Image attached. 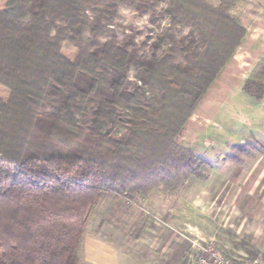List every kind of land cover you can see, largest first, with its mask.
<instances>
[{
	"label": "trees",
	"instance_id": "16d2710c",
	"mask_svg": "<svg viewBox=\"0 0 264 264\" xmlns=\"http://www.w3.org/2000/svg\"><path fill=\"white\" fill-rule=\"evenodd\" d=\"M96 1L0 0V264H81L86 222L102 193L132 199L205 178L207 163L177 138L246 39L231 14L235 0H166L161 12L169 27L157 40L168 47L157 60L110 44L100 55L84 52L74 38L87 23L82 5ZM129 64L148 101L139 103L124 87ZM81 73L92 79L87 96L75 86ZM51 86L68 94L59 108L80 112L81 96L84 105L93 102V117L85 131L54 125L58 142L39 146L53 137L41 139L36 130ZM241 91L255 103L264 99V58ZM120 125L125 132L114 135Z\"/></svg>",
	"mask_w": 264,
	"mask_h": 264
},
{
	"label": "rangeland",
	"instance_id": "374dc122",
	"mask_svg": "<svg viewBox=\"0 0 264 264\" xmlns=\"http://www.w3.org/2000/svg\"><path fill=\"white\" fill-rule=\"evenodd\" d=\"M220 1L206 0L212 6ZM165 2L86 3L81 10L87 23L75 43L87 53L100 55L110 44L135 57L157 60L168 47V42L158 44L157 40L169 27L170 17L161 12ZM36 9L33 5L23 21L28 22ZM231 14L245 27L246 39L177 138L178 145L207 163L205 178H189L173 193L155 189L132 199L102 193L88 216L83 238L95 234L114 241L121 255L129 257L125 261L132 257L142 264H193L202 249L217 248L240 264L264 263V99L255 103L241 91L257 61L264 58V0H235ZM179 31L187 34L186 27ZM50 34L54 36V29ZM125 76L128 93L139 103L148 101L151 94L135 78L133 65H128ZM75 86L87 96L92 79L78 74ZM97 89L100 96L110 99L104 86ZM49 90L52 98L43 103L36 118L38 137L53 135L52 127L64 123L73 130L76 126L87 130L93 102L84 105L77 96L80 112H68L59 108L68 99L66 90L56 86ZM112 132L119 135L125 128L120 125ZM51 142H58L55 134L45 144H37ZM242 145H248L249 151L241 153L237 147Z\"/></svg>",
	"mask_w": 264,
	"mask_h": 264
},
{
	"label": "crops",
	"instance_id": "0c3cea01",
	"mask_svg": "<svg viewBox=\"0 0 264 264\" xmlns=\"http://www.w3.org/2000/svg\"><path fill=\"white\" fill-rule=\"evenodd\" d=\"M262 202L264 204V196L262 197ZM121 254L122 252L114 241L99 238L95 234L91 237L83 238L79 249L81 264H142L139 260H135L132 257H130V262L125 261L129 257Z\"/></svg>",
	"mask_w": 264,
	"mask_h": 264
},
{
	"label": "built area",
	"instance_id": "2783aa9c",
	"mask_svg": "<svg viewBox=\"0 0 264 264\" xmlns=\"http://www.w3.org/2000/svg\"><path fill=\"white\" fill-rule=\"evenodd\" d=\"M257 264H264L255 261ZM193 264H240L239 259L231 257L217 248L202 249Z\"/></svg>",
	"mask_w": 264,
	"mask_h": 264
}]
</instances>
